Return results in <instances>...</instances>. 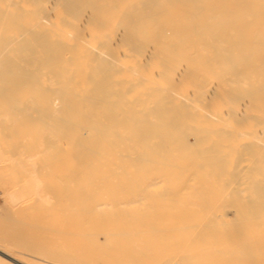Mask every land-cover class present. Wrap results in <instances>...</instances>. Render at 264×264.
I'll return each mask as SVG.
<instances>
[{
	"label": "bare ground",
	"instance_id": "bare-ground-1",
	"mask_svg": "<svg viewBox=\"0 0 264 264\" xmlns=\"http://www.w3.org/2000/svg\"><path fill=\"white\" fill-rule=\"evenodd\" d=\"M9 117L73 249L0 222V264H264V0H0Z\"/></svg>",
	"mask_w": 264,
	"mask_h": 264
},
{
	"label": "rangeland",
	"instance_id": "rangeland-1",
	"mask_svg": "<svg viewBox=\"0 0 264 264\" xmlns=\"http://www.w3.org/2000/svg\"><path fill=\"white\" fill-rule=\"evenodd\" d=\"M13 120L14 119L9 117L6 119L7 122L5 123L3 122L4 124L0 123V148H1L0 153L2 152L0 156H2L4 152L3 155L5 156H2V158L3 157L6 158V161L3 160L1 162L2 164L0 163V222H3V224L5 225L3 226L1 224L2 225L1 228L4 227L3 229H5V227H7L6 231L8 230L9 233L13 232L11 234L19 233V236L27 235L31 237L33 240L38 241L37 245L33 247H34V250H36L39 255L36 253L35 254L41 258H43L42 254L47 255L45 256L46 257L45 259H47L48 257L51 258L52 256L55 258H57L58 256H62V257L69 256V254H72L73 242L71 241L70 237H68L69 241L67 240L65 241L62 237L65 226H67V230H68V225L66 222L69 216V215L67 216V214H69L68 211L70 212V210L66 209L67 202L65 198L61 196L62 202L60 203L61 205L58 206V208H56V205H55V208H48L50 206H46L43 204L40 205L39 204L40 200H38V196L33 194L36 198L35 200L34 196L33 198L31 197L32 192L31 191L28 192L29 189H27V192L23 191L24 184L25 185L27 184L26 180H28V182L30 181L29 178L27 179L28 176L20 172L15 162L9 160L11 158L17 157V151L19 150L18 148L19 144L17 145V143L18 141L19 142L21 141L20 140L21 135L22 137L27 136L25 138H28V140L29 138L30 140L33 138L32 137L33 134L31 133L32 132L34 133L35 131L34 127H37V123H35L34 126L32 127L31 123H27V122L23 123L24 121L14 122L16 120L14 121ZM40 128L41 127H39L38 130H40ZM38 130L36 131L38 132ZM29 134H30V137H28ZM45 175L46 174H44V176ZM48 176H51V175L48 174ZM60 176L62 177V174ZM22 177H24L25 180ZM21 178L24 180L25 182V183L23 182L24 184L22 183ZM54 181L55 180L53 178V182ZM54 184L56 185L57 181L54 182ZM20 189H22V191ZM14 191L15 192L17 191V193L18 194L20 193V195L24 194V199L17 206H14V204L11 201V195ZM54 195L55 193L53 194V197ZM50 197L53 199V200L51 199L53 202V204L52 203L50 204L51 207L54 204H58V202L57 203L55 202L56 200L54 201L56 197L53 198L51 195ZM61 197L59 198L60 200H61ZM30 200H33V202H31ZM23 202L24 204L21 205ZM64 217L65 219L63 220L62 218ZM64 222L66 223V225L64 224ZM6 231L5 233L7 234ZM66 231L64 233L65 236L68 235ZM16 249L20 250L21 247H18ZM23 251H26V250H23ZM28 253H32V252H28ZM3 257L5 258V255H3ZM50 258H48V260H50ZM64 258L59 259L62 262L56 259L57 263L60 262L59 264H65L63 262ZM6 259L7 260L10 259L9 261L14 264L16 263L10 257L8 258V256H6ZM16 264H19V263H16Z\"/></svg>",
	"mask_w": 264,
	"mask_h": 264
}]
</instances>
